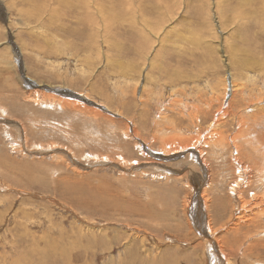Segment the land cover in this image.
<instances>
[{"label":"rangeland","instance_id":"1","mask_svg":"<svg viewBox=\"0 0 264 264\" xmlns=\"http://www.w3.org/2000/svg\"><path fill=\"white\" fill-rule=\"evenodd\" d=\"M97 4L0 0V264H264V0Z\"/></svg>","mask_w":264,"mask_h":264},{"label":"bare ground","instance_id":"2","mask_svg":"<svg viewBox=\"0 0 264 264\" xmlns=\"http://www.w3.org/2000/svg\"><path fill=\"white\" fill-rule=\"evenodd\" d=\"M99 2V0H83V3L85 4V6L84 7H86V8H89V7H93L94 5H98L97 3ZM135 8V7H134ZM264 21V20H263ZM264 44V43H263ZM264 57V56H263ZM264 59V58H263ZM179 77V76H178ZM53 90V92L55 93L57 90L56 89H52ZM143 98V97H142ZM233 98H234V96H233ZM232 104H233V101L232 102H230L229 103V106H228V109L229 108H231V106H232ZM222 109H224V108H222ZM222 111V110H221ZM226 112V111H225ZM222 113V112H221ZM6 122V121H5ZM214 123V125H216L217 123L216 122H213ZM212 127H213V125H212ZM218 128V127H217ZM135 131V130H134ZM138 132V135H140L139 133V131H137ZM185 139V138H184ZM192 139V138H191ZM205 141H206V139H207V137H205V138H203ZM192 141V140H191ZM220 142V141H219ZM170 143V144H169ZM172 144L174 145L173 146V148L170 150V147H172ZM200 144V143H199ZM192 146H193V143H190V141H188V140H176V139H165V141L163 142V150L164 149H167V148H169V149H167V151L165 152L166 153V155H172V154H170L171 152H173V154L175 155V154H178V153H180V152H184V151H186L188 148H190V149H192ZM201 151V150H200ZM200 151H198L197 153H196V155L194 154L193 155V157L194 158H196L195 159V162H197L198 164H200V166H202L203 164H205V163H203L202 165H201V161H202V159H203V156H202V154H200L201 152ZM165 155V156H166ZM199 167V166H198ZM197 167V168H198ZM199 169V168H198ZM200 170V169H199ZM202 170V169H201ZM204 190V189H203ZM112 201V200H111ZM100 201H98V203H99ZM105 202V201H104ZM108 202L109 203H106L105 205H104V207H109L110 205H111V203L113 202H110L109 200H108ZM82 206H84V205H82ZM119 205L117 204L116 205V208H123L124 206H119ZM197 208H198V206H197ZM200 211V210H199ZM197 224V223H196ZM204 226V225H203ZM208 228V227H207ZM206 235H208V234H206ZM205 235V236H206ZM209 236H211L212 237V235H209ZM214 240V239H213ZM211 241H212V239H211ZM216 249H217V247H216ZM218 250V249H217Z\"/></svg>","mask_w":264,"mask_h":264},{"label":"crops","instance_id":"3","mask_svg":"<svg viewBox=\"0 0 264 264\" xmlns=\"http://www.w3.org/2000/svg\"><path fill=\"white\" fill-rule=\"evenodd\" d=\"M150 153H152V152H150Z\"/></svg>","mask_w":264,"mask_h":264}]
</instances>
